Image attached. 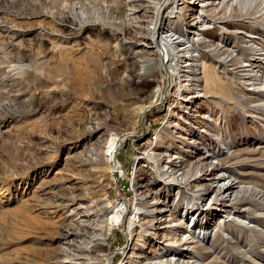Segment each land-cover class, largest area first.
<instances>
[{"label":"rangeland","instance_id":"374dc122","mask_svg":"<svg viewBox=\"0 0 264 264\" xmlns=\"http://www.w3.org/2000/svg\"><path fill=\"white\" fill-rule=\"evenodd\" d=\"M147 1L0 0V264H264V211L250 203L239 212L215 210L209 202L211 187L221 183L233 185L228 200L240 186L264 190V110L256 107L264 102V0H211L206 8L209 0H195L187 5L202 10L195 28L165 8L160 35L172 48L156 52L148 38L122 50L121 29L153 16L154 0ZM58 14L61 23L51 20ZM132 64L139 101L129 104L118 94L124 75L111 72L127 75ZM53 92L56 106H36ZM156 94L161 101L142 114ZM53 136L67 140L55 164L23 178L40 163L33 154L42 138ZM111 144L117 176L108 172ZM199 153L212 165L251 160L231 165L214 185H186L184 177L194 175L182 164L196 168ZM74 157L79 170L70 166ZM177 170L178 185L169 173ZM66 173L81 178L75 190L61 180ZM47 188L79 199L60 228L50 206L39 218L29 209ZM144 218L152 227L143 228Z\"/></svg>","mask_w":264,"mask_h":264},{"label":"bare ground","instance_id":"6f19581e","mask_svg":"<svg viewBox=\"0 0 264 264\" xmlns=\"http://www.w3.org/2000/svg\"><path fill=\"white\" fill-rule=\"evenodd\" d=\"M199 1H205V0H199ZM194 2H195V0H154V3L151 5L152 8H150L151 12L153 14V16H151L150 20L145 21L144 20V18L146 17L145 16L143 19H141L136 24H130V25H127V26H125V27H123L121 29V31L119 32V37H118L120 39L119 40L120 45H123V46H121V49L123 50V49L126 48V46L124 45L125 43H128V44L129 43H135V44H139L140 43V44H142L148 38L151 39V43L153 44V48H154V50L156 52L163 53L165 48L166 49L172 48V45H171L172 42H170L171 40L167 39V38H163L160 35V30H161L160 22H162L161 20L163 19L162 16H161L162 11L165 8H169L170 7V13H172V14L173 13H178L179 16H182L184 19H187V21H186L187 25L192 26V27L195 28L196 25H197V22H198L197 18L198 19L202 18V16H201L202 10L197 12V10H195V8H192V6H193L192 4ZM210 2H213V1L209 0V3L205 2L203 7L207 6V4H210ZM147 3H148V1H147ZM190 4L192 6H187V5H190ZM205 10L208 11L207 9H204L203 12H205ZM58 11L60 12L61 9H58ZM42 15L45 16V14H42ZM45 17H47V16H45ZM62 19H63V14H58L57 16H54V18H51V20L53 22H59V23L63 22ZM184 19H183V21H184ZM82 27H83V23L79 24V30ZM67 32H68L69 35L73 36L75 33H77V25H76L74 30L70 29V30H67ZM64 37H66V36L64 35ZM29 49H30V47H29ZM182 56H183L182 54H178V55L176 54V57L178 59H180ZM19 58H20V56H19ZM222 60H224V59H222ZM226 61H229V60H226ZM242 63L243 62L241 61V62H236V63H232V64L236 65V67H238ZM135 71H136V69H135V67L132 64L131 67L129 68V72H128L127 75H125L126 73H124V72L122 74V71L120 73V71H118L117 69L116 70L113 69V71L111 72L113 75H115L117 77L121 76V75H124L123 76L124 79H123L122 85L118 89V94H120L121 97H123V99L125 101H128L129 104H133V103H135V101L136 102L139 101V100L135 99V94H136V91L138 90V87H139V78L140 77H139V74L135 73ZM177 83H178V85L181 84L180 81L177 82ZM243 83H245V82H243ZM179 86H180V90L183 91L184 90L183 89L184 88L183 85H179ZM253 90H256V92L259 93V91H261V88H254ZM181 93H183V92H181ZM57 99H58V96L55 95V92H53L52 94L49 93V95L41 98V100H37L36 106L37 107H43L46 110H48V109H51L54 106H56V104L58 102ZM180 100L185 101L186 97L184 96ZM253 100L254 99L252 98V100H250V101L253 102ZM160 101H161V98H159V94H156V96L152 99V101H149L148 106L142 111V114L146 110H148L151 107H153L154 105L158 104ZM12 102H14V100ZM109 107H110L109 110H111V112L118 113L117 112L118 110H116L115 107H113V106H109ZM256 107H259V109L263 111L264 110V102H260V103L258 102ZM2 109H3V107H2ZM117 109H118V107H117ZM79 127H81V125ZM62 132H67V130L64 129ZM62 132H60V133H62ZM127 134H130V133H127ZM74 139L75 138L72 139V142L74 141ZM42 140H43V141H41L42 144L40 146L38 145L39 147L36 148V150L34 151V154L32 153L34 155V159H35L34 162L40 161V163L38 162L39 164H37V166H32V167L29 166L30 164L26 165V166H29V167L24 171L23 178L24 177L30 178V173L32 171H34L36 168L43 167V166L49 168V167L53 166L55 164V161H56V155H57V154L55 155V153H57L56 151H59V149L64 147L65 142L67 141V140H61L59 136L57 138L56 137L54 138V136L52 138L51 137L42 138ZM45 145H48L50 148L53 149V152L50 155H45L44 154L45 153V148H44ZM115 152H116L115 147L113 146V144H111L108 147V149H107L106 156L108 158V163L110 165L108 172L110 173V175H114V176L116 175L117 176V174L119 173V169H118V166H117V164L115 162V158H114ZM48 153H49V150H48ZM154 157L156 158L155 159L156 163L161 162L159 154H157V155L155 154ZM243 159H250V158H245L244 157ZM243 159H238V160H236V162H232L230 160V158H226V159H221L219 164L212 165L211 163L210 164L208 163V158L205 155H203L202 153H199L197 155V157L194 159V161L196 162V164H195L196 168L188 160H187V162L182 164V168L181 169H182V171L184 173H186V172L187 173H191L193 171L192 174L194 175L193 179H189L188 177L185 176L184 177V182L187 185V184H190L194 179H196L199 182H202L203 180H205V179L207 180L208 179V181L211 182L214 185L215 183L221 182L224 179V175H223V171L224 170L229 169L230 166L233 165V164H234V166L240 165V163L242 162ZM70 166L73 167V169H75V170H79V167H80L79 159L74 157V160L70 164ZM200 166H202V168L199 169ZM195 170H196V172H195ZM169 173H170V177L172 178L171 181H174L178 185L179 184V180H180V178L178 179V177L180 176L179 170H177L176 172L173 171V173L171 171ZM61 180L65 184V187L70 191L71 189L75 190V187L72 188L71 186L79 184L80 181H81V178L78 176V174H69V173L67 174L66 173V176L63 177ZM46 183H48L47 186L53 185L52 182H49V180L46 181ZM46 183H45V185H46ZM59 183H61V182H59ZM232 186L233 185H231V183L229 185H228V183L227 184L221 183L220 185L211 187V191L212 192H210V193H213L214 196H213V199L210 198L209 202L213 201V209L216 210V209H218V207L222 206V207H225V208H229L230 210H232L234 212H239V211H241V208H242L240 206V204H242V203H250V204L255 205L258 208V210L264 211V190L262 188L259 189V188H257L255 186V187H246V189H244L245 187H241L240 186L239 187V190H240L239 194L236 195L233 200H231V199L228 200V199H226L227 198V190H230L232 188ZM147 191H148L147 194L149 196H151V194L154 195V193H153V191H152V189L150 187H147ZM55 193L52 195V193L50 192V189L41 190V191H39L38 195L35 193L36 194V196H34L35 199H33L31 201L29 200L28 204H29V209H31L32 212H35L36 217H38V218L43 214V209L45 207L50 206L51 209H52L50 211V214H51L52 219L54 220V225H55L54 227L60 228V227H58V225L59 224L62 225V223L66 221V219L69 216V213L73 210V207L76 204H78L77 201L79 199H75L73 197L74 195L73 196L71 195L70 198H66L63 195L55 194ZM200 193H202V194H200ZM206 193L207 192H204V189H200V192H199V195H198V200L200 202H203L205 200L204 197H205ZM49 195L54 197V198H52L54 200L53 201H49L47 199L50 203L49 202H44L43 201V197L47 198V196H49ZM254 198H257V199H254ZM158 204H159V200H157L155 202V204L151 205V206H153L152 209H155V206L157 207ZM116 218H118L116 213H114L110 217V219H116ZM143 220H144L143 223H142L143 224V228L146 229V228L152 227L153 221L145 219V218ZM112 221H114V220H112ZM58 236H59V234H58ZM65 255L63 254L64 257H66ZM80 255L84 256L85 254L80 252L79 256ZM25 258L27 259V257H25ZM159 259H160V257H159ZM23 264H26V261H24ZM75 264H85V263L83 261H78ZM133 264H174V262H172L171 259H166V260L161 259L157 263L144 262V261H142V260H140L138 258V259H136L133 262ZM175 264H179V262L175 263Z\"/></svg>","mask_w":264,"mask_h":264}]
</instances>
